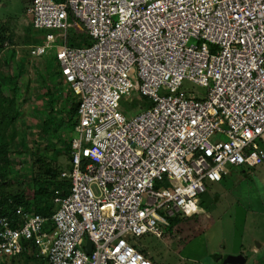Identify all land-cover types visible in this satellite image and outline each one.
Wrapping results in <instances>:
<instances>
[{"label":"built area","instance_id":"2783aa9c","mask_svg":"<svg viewBox=\"0 0 264 264\" xmlns=\"http://www.w3.org/2000/svg\"><path fill=\"white\" fill-rule=\"evenodd\" d=\"M26 13L45 32L30 55L54 50L78 122L68 194L51 216L0 210V256L31 241L44 264H156L136 238L195 214L231 167L264 165V0H32ZM78 24L88 44H70Z\"/></svg>","mask_w":264,"mask_h":264},{"label":"rangeland","instance_id":"374dc122","mask_svg":"<svg viewBox=\"0 0 264 264\" xmlns=\"http://www.w3.org/2000/svg\"><path fill=\"white\" fill-rule=\"evenodd\" d=\"M31 2L0 0V179L8 191L30 195L47 178L49 167L59 176L70 168L68 145L77 119L72 105L78 98L60 75L53 49L39 58L28 56L30 46L44 40L26 13ZM185 86L204 91L190 82ZM242 168L231 167L226 183L221 182V187L229 182L225 191L216 184L209 187L195 214L171 228L168 222L161 238L148 234L136 243L161 264H233L222 261L240 249L248 257L258 244L255 238L264 242V165L246 172ZM256 256L245 264H264V249ZM0 264L44 262L20 254L0 256Z\"/></svg>","mask_w":264,"mask_h":264},{"label":"trees","instance_id":"16d2710c","mask_svg":"<svg viewBox=\"0 0 264 264\" xmlns=\"http://www.w3.org/2000/svg\"><path fill=\"white\" fill-rule=\"evenodd\" d=\"M76 30V32L71 31L70 33L72 35L69 40L70 44H72L71 42H76V44L72 45H81V41H84L85 44H88V37L84 33V29L82 28V26H80V24L77 25ZM141 104L146 105V101H142ZM78 105L79 101L77 99L76 102L72 105V110L74 113H76L77 116L76 121L73 123L74 127L78 122ZM68 147L70 149V143ZM40 182L41 185H37L34 193L30 195L27 191L22 190L13 192L8 191V184L0 179V210L3 213H7L10 217L16 218V208L22 206L27 211L39 213L44 216H51L56 207L54 198L57 195V192L59 191V193L63 195L68 194L70 182L66 179L61 178V174L59 176V173L51 167L47 169V178L41 179ZM183 216L186 215L176 214L175 216L170 217V228L172 227V225L174 226L178 221H180ZM24 245L27 247L31 245L32 248L25 250L21 255L25 254V256H28V258L36 259L37 257L34 254V246H32V242H24ZM215 258L216 260H220L221 256L219 254H215Z\"/></svg>","mask_w":264,"mask_h":264},{"label":"crops","instance_id":"0c3cea01","mask_svg":"<svg viewBox=\"0 0 264 264\" xmlns=\"http://www.w3.org/2000/svg\"><path fill=\"white\" fill-rule=\"evenodd\" d=\"M35 31H37V32H41V33H43V34H45V32L44 31H40V30H35ZM28 56H29V58H37V57H32L31 55H30V50L28 51ZM54 57H55V52H54ZM56 59V58H55ZM56 65H57V62H56ZM57 68H58V66H57ZM58 70H59V68H58ZM60 73V72H59ZM61 75V74H60ZM242 169H245V171L244 172H246V171H249L248 169H246V168H242ZM233 171V170H232ZM231 171V172H232ZM228 177V176H227ZM227 177H225L221 182H225L226 183V181H224ZM221 182H215V183H211V184H209L208 185V188L209 187H213L212 185L213 184H216L214 187H216L219 191H221V192H223V191H225L226 189H228V183H227V185L226 186H223V187H221L222 186V184H221ZM204 194V193H203ZM203 194L201 195V198H202V196H203ZM222 194V193H221ZM200 203H201V200H200ZM255 240V242H257L258 244L255 246V245H252L251 246V249L249 250V252H248V254H247V256L248 257H246L244 254H245V251L244 250H242V249H240L238 252H236V253H234V254H232V255H243L244 257H245V262L244 263H240V264H245V263H247L248 262V260H249V258H251V257H257L256 255H259L260 254V252L262 251V249H264V242H261V241H259L257 238H255L254 239ZM140 247L142 248V246L140 245ZM153 251V250H152ZM145 252V251H144ZM146 253V255H148L147 253H150V255L152 254L151 253V251H149L148 249H147V252H145ZM149 256V255H148ZM156 264H161V262H159L153 255H152V257L151 256H149ZM154 257V258H153ZM256 259V258H255ZM224 260V259H223ZM223 262V261H222ZM224 263V262H223ZM234 264V263H233ZM262 264H263V262H262Z\"/></svg>","mask_w":264,"mask_h":264},{"label":"water","instance_id":"95a60500","mask_svg":"<svg viewBox=\"0 0 264 264\" xmlns=\"http://www.w3.org/2000/svg\"><path fill=\"white\" fill-rule=\"evenodd\" d=\"M86 251L88 253L92 250V242L90 240H87L86 245ZM224 263H234V264H240L245 262V257L243 255H229L228 257H225L223 260Z\"/></svg>","mask_w":264,"mask_h":264}]
</instances>
